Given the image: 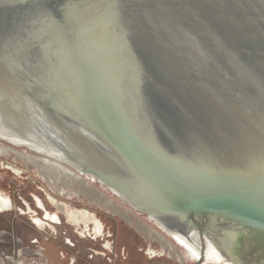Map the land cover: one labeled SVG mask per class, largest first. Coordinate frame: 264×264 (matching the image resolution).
I'll return each instance as SVG.
<instances>
[{
    "label": "water",
    "instance_id": "1",
    "mask_svg": "<svg viewBox=\"0 0 264 264\" xmlns=\"http://www.w3.org/2000/svg\"><path fill=\"white\" fill-rule=\"evenodd\" d=\"M113 13L125 28L115 30ZM47 41L55 49L42 54ZM33 57L56 71L53 79L79 83L76 97L59 81L55 85L63 105L77 115L65 119L69 126L55 119L50 97H35L32 108L45 121L52 116L64 125L93 158L107 162L99 146L112 152L125 177L106 163L108 173L33 148L26 135L12 131L32 122H20L2 79L0 142L94 178L124 209L154 224L112 182L120 176L133 192L153 198L151 182L135 171L138 163L167 186L164 204H155L178 219L190 241L197 236L203 248L213 240L210 233L237 231L235 242L248 249L252 242L263 256L264 0H0L3 76L40 90L28 62L12 66ZM29 92L23 91L30 99ZM128 169L141 188L127 179Z\"/></svg>",
    "mask_w": 264,
    "mask_h": 264
},
{
    "label": "bare ground",
    "instance_id": "2",
    "mask_svg": "<svg viewBox=\"0 0 264 264\" xmlns=\"http://www.w3.org/2000/svg\"><path fill=\"white\" fill-rule=\"evenodd\" d=\"M110 17H111V24L112 26L115 27V30H117L116 28L119 29L124 26L126 27L125 22L120 20L121 17L119 16L117 17L114 13L111 14ZM115 33H118V32H115ZM36 35H37L36 33H32L33 37H35ZM51 46H53L51 41H47L45 43L41 42V45H40V47L42 48L41 53L46 54L45 52H48V53H50V51L52 52L51 49H55V47L51 48ZM17 49L19 48H15V51H18ZM120 51L121 49H119V54H120ZM53 55H55V52H53ZM35 59L36 58L33 57L32 60L30 59L28 61V59L23 58L20 62L13 63L12 66L22 67L23 65L19 63L28 62L26 63L28 64L26 66L27 67L29 66L32 74L33 73L35 74L33 75V77H35L36 79L32 81V84L38 85L40 87V90H37V91H35L36 88H32V91L29 90L30 88L27 86V82L31 84V81L27 80L26 82V80H22L23 87H20L17 84H14L12 81H10V79L7 78V76L5 78V76L3 75L6 70V65L4 66L0 65V79L5 80L8 84L7 87L9 89L8 91L9 104L13 105L14 107H18V114L20 116V119H19L20 122L23 121L24 125H26L27 123L26 121H28L29 124L30 122H32L28 127H22V129L20 128V131L19 130H12V131L17 132V133L22 132L21 135H26V138L30 140V144L32 145L33 148L41 152L47 153V154H51L57 157L59 156L60 158L71 162L76 167L98 166L100 167V169L102 168V170L108 173L109 171L103 165L104 163H106L107 166L109 165L113 167V169H116L117 172L120 174V176L125 177L123 165H121V163L119 162V159H117V157L112 152H109L104 147L99 146L100 149H102L105 152L106 157H107V162L104 160L100 161L98 159L93 158L89 153H87L83 149V147L77 145L75 141L73 140V138H70L71 136L68 135V133L65 131L64 125L69 126L71 122L67 120L72 116L76 118L77 115L73 113V111H71L68 107L63 105V101L60 95L58 94L57 87L55 86L57 85L59 80L57 81L53 79L56 74V71H55V74H53L52 71L47 70V67H49L50 65L48 66L47 63H44V64L36 63V61H34ZM53 67L56 69L57 65L54 64ZM14 69H17V68L14 67ZM59 82H60L59 86L63 85L67 87L68 92L72 94L73 97H76L75 94L77 93V91L75 90L76 89L75 87L79 83L78 81L74 82L73 80L71 81L68 79V80H65L64 82L63 81H59ZM74 84L76 86H74ZM27 90L30 91L29 92L31 96L30 99L27 95L24 94L25 92L23 93V91H27ZM35 97H38L39 99L50 97L57 107V108L55 107L56 108L55 111H57L56 114L58 116H56L55 119H57L61 123L63 122L64 125L62 126L63 123L60 124L59 122H58L59 124H57L54 121V118L52 116H45V119H46L45 121L42 118V116H40L39 113H37L31 106V104L33 103L32 99L36 100ZM66 118L67 120H65ZM2 122L4 121L1 119L0 124ZM43 122H45L48 126H45L42 128L35 127V125L38 126L40 125V123H43ZM41 130L45 131L44 135H41ZM6 131L10 133V131L8 130ZM9 156H13L14 162L19 160L26 167L28 166L34 167V169H36V171L38 172V175L49 183L50 187L53 189L55 193H58L66 189L69 191L75 190L76 194L80 193V194L85 195L86 199L89 201L88 203L97 204L102 209H105L106 212L116 217H119L120 219L124 220L125 222L131 225L133 224L134 227L148 239L151 237L157 239L162 245V247L163 248L165 247L166 251H169L171 255L179 258L180 260L184 259L185 254H182L176 247H174V245L167 242V240L158 231H156L154 228H152L151 226L145 223H142V222L139 223V222L133 221L129 213L123 208H121L119 203H116L112 199H109L106 196L102 195L97 190L98 188L96 186L95 187L97 189L92 186L89 187L87 182L83 179L84 177H82V175L70 169L63 163L56 161L54 159H50L43 155L31 153L26 150L25 151L18 150V148L16 149V148L9 146L8 144L5 145L2 142H0V158L1 157L5 158ZM9 166L12 167L14 165H9ZM134 168H135V171L139 175L140 173H143V177L147 179V182L148 181L151 182L152 184L151 187H152V190L154 191V194L150 193V195H152L153 198L150 196L147 197L143 195H138V193L133 192L132 187L126 185V180H121V177L118 176V181L115 180L116 179L115 178L114 180H112V182L117 187L121 196L125 198L134 207L147 210V212H149L150 214L149 215L150 219L155 221L154 225H156L158 229H160L167 235H171L172 233L174 234L175 232L178 233V231H181L183 233L184 230L183 229L181 230V227L179 226V223H178V219L175 216L174 218L173 215L171 214L163 213L162 209L159 206H157L158 204L157 203L155 204V201H161L160 203L164 204L163 202L165 200H163L160 197H165V195L168 192L170 193V191L167 189V186L160 183V181H158L152 175H150L149 177L148 176L149 171L146 169H142L140 164L136 163ZM18 171H21V170L18 169L17 172ZM128 174L129 175H127V179L129 181L134 180V182L137 183V185L140 188L141 186H143L141 181H139L135 177V174L129 171V169H128ZM65 194L67 193L65 192ZM64 204L74 207V205L72 204H67V203H64ZM78 211L84 212L86 216H93V218H95V215L85 208L78 209ZM77 219L80 221L83 220L82 217H77ZM98 222L100 223V221ZM175 222H176V225L178 226H174V227L170 226ZM90 226L93 228V225H90ZM100 228L102 229L101 223H100ZM229 231H231L232 233V234L231 233L229 234L230 238H234L235 233L236 234L239 233L237 231L236 232L232 230H229ZM218 232L219 231H216L215 235L213 236L215 238V239L213 238L214 239L213 246L208 244L210 243L209 241H212V239L210 240L208 239V242L204 245L203 248H202V245L200 247V245L196 243L195 241L192 242L188 240L186 242L188 251L191 252L190 253L191 258H194L193 259L194 263L205 264L206 262L207 264H211L213 262L214 263L220 262L221 264H259L256 261L255 263H253L252 261H250L252 259H249L248 257L249 256L248 251H250L251 249H255L251 247V245L253 244L252 242H251L252 244L250 243L249 249H248L246 244L242 245L241 242L237 243L235 242V240H231L229 238L231 240L230 241L226 239L225 237L226 235L224 236L223 234H220ZM232 242L235 244V247H233L234 245L231 244ZM223 247H225L227 250L223 249ZM174 251L176 252V255H174L173 253ZM253 260H256V259H253ZM260 264H264V263H260Z\"/></svg>",
    "mask_w": 264,
    "mask_h": 264
},
{
    "label": "flooded vegetation",
    "instance_id": "3",
    "mask_svg": "<svg viewBox=\"0 0 264 264\" xmlns=\"http://www.w3.org/2000/svg\"><path fill=\"white\" fill-rule=\"evenodd\" d=\"M7 166H8L7 168L10 169L12 172L10 173L11 174L10 176L12 177L19 176V179L22 178L23 181H25V183L21 185L19 188L18 187L16 188L15 186L12 187L11 185H9V181H8L9 178H4L2 179V183L0 185V264H10V263L11 264H24L21 259V256L22 254L25 253L24 251L25 249L20 247V244L22 243V241H24V237L23 238L18 237V230L15 226V221H14V219H17V217H13L12 219L9 218V214L10 213L12 214V212L13 213L16 212L18 217L24 214L28 217L26 221L24 219H19L20 224L23 225L25 229L29 231V233H31L27 236L26 240L29 241L34 247H36L37 250H39V252L45 257L44 264H57V263L75 264L77 259L81 260V258L79 257V254L72 250L71 248L72 243H70L68 239H64V241L58 240L56 225L60 224L61 221H64L71 230L73 228L77 229L78 234H80L81 236H84V237L88 236L92 239L101 238L102 239L101 250L97 251L96 253L104 256L107 262L106 264H114L115 258L118 256V253H120V251H117L116 229L113 228L111 231L110 230L108 231V233H110V237H109L111 238L110 240L105 238V236H107V234H105L107 226H106L104 215H102L100 212L93 211L92 213L95 215V218H93V216H86L84 212L78 211V209H81V208H76L75 206L72 207V206L64 204L65 202L63 203V201L58 200L56 198V195L65 194L63 193V190L58 193H55L53 189L50 187L49 183L38 175L37 171L36 172L39 178L44 180L49 185V188L47 190L46 188L42 187V185L39 184L36 180H33V179L26 180L25 177H21V171L17 172L19 168H17L16 166H12V167L9 165ZM28 183L29 184L33 183L35 187L38 188L39 190L38 192L42 193L43 196L38 197L33 194H30L29 198H25L23 197V195L22 196L18 195L16 197L10 196V192H13L14 194V190L16 192L18 191L23 192L26 189ZM87 184L89 185V187H91L88 182ZM11 187L13 190H10ZM92 187H95V186L93 185ZM97 190L99 191V189ZM69 192H72L74 195H76V193L73 191H69ZM17 201H18V204L20 205V208H19V205L18 206L16 205ZM67 204H70V203H67ZM121 208L123 207L121 206ZM124 210H126L129 213L133 221L139 222V223L142 222V223L147 224L146 222L142 221L138 216H133L132 215L133 213H131L129 210L127 209H124ZM60 215L62 216V218L60 217ZM77 217H82L83 220L80 221L77 219ZM97 220L100 221L102 229L100 228V223ZM90 225H93V228ZM129 225L133 227L136 230V232L140 233L146 240L153 239L159 243V250H155L149 247V249L147 250V256L149 258L152 259L155 257L167 256L168 258H173L176 262H182V263L185 260L186 256L183 255L184 259L180 260L179 258L171 255L169 251H166V248L165 247L163 248L157 239L153 237L148 239L141 232H139L134 227L133 224L132 225L129 224ZM170 226L174 227L178 225H176V222H175ZM159 233L167 240V242L174 245L161 232ZM218 233L223 234L224 236L226 235L225 237L228 240L231 239L229 236L231 231L229 232L219 231ZM237 234L235 233V237ZM172 235L184 245L186 251L190 254L191 252L188 251V248L186 246V242L189 240V238L186 237L184 231L183 233L181 231H178V233L175 232L174 234L172 233ZM209 236L214 238L212 236V233H210ZM235 237L233 238V240L236 239ZM193 238L195 242L200 245L201 242L200 240L197 239L198 237L193 236ZM214 239L212 241H209L210 243L208 244L213 246ZM207 242L208 240H206V243ZM174 247H176V245H174ZM176 248L178 249V247ZM28 252L31 253V251H28ZM39 252L38 253L32 252V253L34 255H39L40 254ZM173 253L174 255H176L175 251ZM84 263L91 264L88 259H85ZM32 264H39V263L34 262Z\"/></svg>",
    "mask_w": 264,
    "mask_h": 264
},
{
    "label": "rangeland",
    "instance_id": "4",
    "mask_svg": "<svg viewBox=\"0 0 264 264\" xmlns=\"http://www.w3.org/2000/svg\"><path fill=\"white\" fill-rule=\"evenodd\" d=\"M19 150H24L22 148H18ZM25 151V150H24ZM4 163H2V161ZM14 165L17 168L21 170V177H25L26 180L33 179L36 180L39 184L42 185V187L46 188V190L49 188V185L42 179L39 178L37 175L36 169L32 166L26 167L21 161L17 160L16 162L13 161L12 156L10 157H1L0 158V185L2 183V179L9 178V185L12 187L15 186L16 188L20 187L25 183L22 178L19 179V176L12 177L10 176L12 173L10 170H8L6 167L7 165ZM84 179L90 184V186H96L99 191L107 196L109 199H112L116 203H120V201L114 197L109 191L102 186L98 185V183L95 181L94 178L83 176ZM15 178V179H13ZM17 179V180H16ZM12 187L10 190H13ZM38 188L35 187L33 183H28L26 189L23 192H16L14 190L13 192H10V196L16 197L18 195H23L25 198H29L30 194L36 195L38 197H42L43 194L38 192ZM75 192V190H72ZM63 195H56V198L58 200H61L65 203L73 204L76 208H85L89 211L93 212H100L102 215H104L105 222H106V233L107 236H105L106 239L110 240V233L108 231L112 230L113 228L116 229V244H117V251H120L118 253V256L115 258L114 264H196L194 263V260L190 257V254L186 251L184 245L177 240L172 234L167 235L156 225H154L152 222H149L144 215H140L136 212H132L133 216H138L142 221L146 222L147 224L154 227L156 230L161 232L170 242H172L178 249L185 254L186 258L182 262H176L173 258H168L167 256H161V257H155V258H149L147 256V250L150 248L159 250V243L156 240L150 239L146 240L140 233L136 232V230L131 227L129 224H127L125 221L120 219L119 217H116L108 212H106L103 209H100L96 206L94 203H88L85 196L78 193L74 195L72 192H69V190H63ZM104 192V193H103ZM70 194V195H69ZM69 195V196H68ZM71 196V197H70ZM18 206V201L16 203ZM20 208V205H19ZM16 212H12V214H9V218L12 219L13 217H17V219H14L15 226L18 230V237L23 238L24 241L20 244L21 248H24L25 253L22 254L21 259L24 264H32L34 262H37L39 264H44L45 257L37 250L36 247H34L29 241L26 240L27 236L31 233L23 225L20 224L19 219H24L25 221L28 219V217L24 214L18 217ZM62 218V216L60 215ZM62 220V219H61ZM56 231L58 235V240L64 241V239H68L70 243H72V250L79 254L80 259H77L75 264H85L84 260L88 259L91 264H106V260L103 255L96 253L97 251L101 250V238H90L88 236H81L78 234V230L73 228L72 230L68 227V225L61 221L60 224L56 225ZM233 240V238H231ZM233 247H235V244L232 242ZM252 244V243H251ZM253 244L251 245V247ZM225 249V247H223ZM226 250V249H225ZM28 251H31L28 252ZM32 252H39V255H34ZM30 253V254H29ZM248 257L249 259H252L253 261H262L264 263V254L261 256L262 258H259L258 251L256 249H251L248 251ZM256 256V257H255ZM84 259V260H82ZM256 259V260H253ZM214 263V262H213ZM211 263V264H213ZM11 264V263H10ZM57 264H65V263H57ZM205 264H207L205 262ZM214 264H221L220 262L214 263Z\"/></svg>",
    "mask_w": 264,
    "mask_h": 264
}]
</instances>
